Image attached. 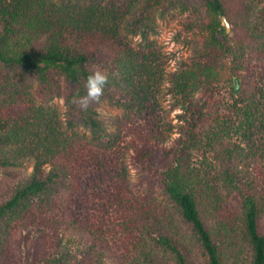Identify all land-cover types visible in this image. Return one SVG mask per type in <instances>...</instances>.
I'll return each mask as SVG.
<instances>
[{
    "label": "trees",
    "instance_id": "trees-1",
    "mask_svg": "<svg viewBox=\"0 0 264 264\" xmlns=\"http://www.w3.org/2000/svg\"><path fill=\"white\" fill-rule=\"evenodd\" d=\"M115 1L0 0V264H196L197 249L205 264H264L259 163L251 145L230 137L234 128L229 132L218 109L210 112L219 89L229 86L239 100L232 106L247 122L245 138L261 118L264 103L250 75L264 65V6L197 0L201 8L182 23L190 56L158 73L170 106L180 110L178 123L167 134L132 137L118 157L117 133L107 132L97 109L116 96L130 110L151 108L158 56L150 37L158 20L188 10L192 0ZM96 66L108 69L109 83L101 102L81 111L72 100L85 94ZM18 75L34 80L39 105L20 92ZM55 98L63 100V123L46 107ZM206 149L212 170L193 165ZM26 159L32 169L17 181L14 168ZM90 193L130 206L132 226L122 228L138 236L125 235L126 253L102 239L99 213L82 210ZM70 229L83 242L73 245L64 235Z\"/></svg>",
    "mask_w": 264,
    "mask_h": 264
},
{
    "label": "rangeland",
    "instance_id": "rangeland-1",
    "mask_svg": "<svg viewBox=\"0 0 264 264\" xmlns=\"http://www.w3.org/2000/svg\"><path fill=\"white\" fill-rule=\"evenodd\" d=\"M120 1L121 0H118L114 3L119 5L118 3H120ZM252 1L257 5V8L264 6V2L262 1ZM129 8L130 6H126L122 7L121 9L123 10ZM196 8H201V4L197 0H192L188 10L183 12H181L180 10H173L168 13L164 19L158 20L157 34L150 37L152 45L157 49L156 55L158 57L155 59L156 61L154 63L156 68L158 69L156 75H158V73L160 72H162V74H165L168 71L174 70L179 59H185L190 56L191 49L184 45L182 41L185 37V32L182 30V23L187 21L189 18H193L194 12L197 11ZM227 32H230V24L229 31ZM131 38V45L135 48L138 47L139 37L134 36ZM102 69L106 72L108 71L106 67ZM247 75H250V73H247ZM18 77H20L17 78L18 88L20 92H26V98L33 99V91L35 88L34 80L28 76H25L26 78L23 79L21 75H18ZM155 79L158 83H155V88H153L152 91L148 90L149 94H147V96L150 97V103L152 105L150 109H147V112H140L137 109L130 110L128 108V101H122L121 97L118 96L113 98L112 102H108L107 100L101 102L100 106L97 109L99 119L102 123H104L107 132H109V134L117 133V146L114 150L116 151V156L118 157L127 155L126 143L132 137H136L141 134H150L156 132L167 134L169 133V131L167 130L169 124L174 126L178 123L177 113L180 110L178 108H173L170 106L171 98L166 92L167 83L163 80H159V75ZM17 80L15 79V81ZM250 81L253 84V92L256 93L264 103V65L252 68ZM231 96L232 95L229 86L221 87L219 89V92L215 95L213 101L211 102L210 112L212 113L213 111H215V108L218 109V116L226 122L225 125L226 127H228L229 132L232 128L235 129L236 127H239L237 129L238 131L235 132V130L233 129L232 132H230V137L233 140L241 143L247 149H249V145H251L254 152V161L256 164L259 163L258 166L260 167V172L257 173V175L260 177L259 186L263 188L264 108L263 110H261V118L251 123V129L246 132L249 137L245 138L243 133L245 131L247 122L245 121L243 115L237 112L236 106H232V103H234V100H237L238 97ZM33 101L36 105H39L38 101H35L34 99ZM237 103L239 106L242 105V102ZM46 107L49 111H51V114L58 121V123H63V112L65 107L61 98H55L50 104L46 105ZM16 110L17 109L14 107V111L12 112V115L14 117H17L16 115H18V112ZM78 133L83 137H87L89 135L88 131L83 128L78 129ZM176 135L177 132L171 133V138L175 137ZM192 161L193 165L197 168L201 169L205 167L208 170H212V166L214 164L212 150L206 149L198 153L196 152ZM14 169L16 171L15 180L21 181L28 177L32 169V162L31 160L26 159L23 165L15 167ZM129 173L131 174L130 178L133 181V171L130 170ZM89 189L90 187L87 186L85 193ZM137 193V190H135L134 194ZM88 198L90 200L85 201L87 208L82 210L87 214L99 213V221L102 226V239L108 241L109 245L113 247L115 251L119 253H126V247L128 245L129 239H133L138 236L135 233L136 235L134 237V232H132L133 227H131L132 223L129 222V220L126 218L127 214L131 212L130 206L128 204H126L125 206H117V203L114 202L113 204L112 200L110 204L109 199L108 203H106V197L100 196L98 194L93 195L92 193H90L87 196V199ZM159 203L162 204V201ZM105 205L106 207L104 208ZM124 215L126 219L125 222L121 220ZM128 224H131L129 228H127L126 230L122 228L124 225L126 226ZM33 229H35V226ZM71 230L72 229L68 230L64 235L66 237H70ZM128 234H131L129 236V239L125 238V235ZM71 238L74 239V241L72 242L73 245H78L77 241H80V243L83 242V240L79 237L71 236ZM197 252L198 255L196 264H205L198 249Z\"/></svg>",
    "mask_w": 264,
    "mask_h": 264
},
{
    "label": "clouds",
    "instance_id": "clouds-1",
    "mask_svg": "<svg viewBox=\"0 0 264 264\" xmlns=\"http://www.w3.org/2000/svg\"><path fill=\"white\" fill-rule=\"evenodd\" d=\"M109 83V75L99 66L94 67L84 82L85 94L77 95L72 104L81 111H87L92 104H99L104 95L105 87Z\"/></svg>",
    "mask_w": 264,
    "mask_h": 264
},
{
    "label": "water",
    "instance_id": "water-1",
    "mask_svg": "<svg viewBox=\"0 0 264 264\" xmlns=\"http://www.w3.org/2000/svg\"><path fill=\"white\" fill-rule=\"evenodd\" d=\"M223 25L225 26L226 31H229V23L226 20V18L224 16L221 17Z\"/></svg>",
    "mask_w": 264,
    "mask_h": 264
}]
</instances>
